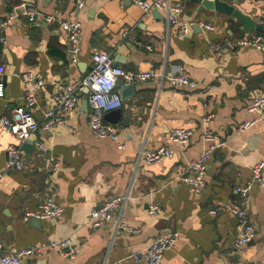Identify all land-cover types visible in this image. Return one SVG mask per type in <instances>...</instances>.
I'll list each match as a JSON object with an SVG mask.
<instances>
[{
	"label": "crops",
	"instance_id": "obj_1",
	"mask_svg": "<svg viewBox=\"0 0 264 264\" xmlns=\"http://www.w3.org/2000/svg\"><path fill=\"white\" fill-rule=\"evenodd\" d=\"M173 1L183 8L181 22L190 25L183 39L177 25H168L160 12L161 17L153 12L145 14L136 0H89L81 10L76 0H0L1 20L21 4L39 14L31 22L21 9L3 32L0 118L10 116L23 104L25 81L33 73L45 80L39 95L41 110L35 114L42 123L44 110L53 107L54 93L65 85L76 87L91 71L92 55L100 51L110 53L115 65L126 71L168 73L180 66L198 83L194 90L172 88L157 79L134 84V92L122 108L103 114L104 121L117 128L124 149L91 133L90 109L83 107L84 92L70 127L60 125L51 132L40 129L33 135V140L44 141L49 150L44 153L37 147L39 152H32L29 158L24 152L23 171L4 174L8 146L17 141L0 131L1 253L40 246L44 247L40 254L24 257L21 264H104L142 251L165 232L177 231L179 239L161 264H264V186L255 184L248 194L247 208L257 234L240 250L234 248L237 220L225 210L226 204L239 202L237 187L251 180L253 166L264 162V119L242 127L255 118L247 111L250 100L264 94V51L236 44L248 33L235 17L202 8L193 0ZM221 1L264 24V0ZM48 15L56 20L46 22ZM66 18H78L82 23L76 65L68 60L67 34L59 25ZM201 23L213 24L215 32H206ZM249 35H264V31ZM209 39L223 46L220 53L211 49ZM117 54L124 57L123 63L118 62L121 58H116ZM176 128L193 130L189 145L170 141L169 135ZM206 128L221 146L207 164L203 192L195 194L179 177L205 149L202 134ZM160 146L171 147L174 157L137 167L142 148ZM56 160L61 167L47 173L48 163ZM128 192L131 199L121 213L122 221L138 233L116 231L113 222L98 229L88 226L93 209ZM49 195L64 207V216L41 219L39 224L26 221L25 214L38 211ZM154 204L159 212L152 216L149 209ZM212 209L218 213L212 215ZM65 239L78 248L73 260L48 248L50 242ZM127 264L144 263L129 260Z\"/></svg>",
	"mask_w": 264,
	"mask_h": 264
},
{
	"label": "built area",
	"instance_id": "obj_2",
	"mask_svg": "<svg viewBox=\"0 0 264 264\" xmlns=\"http://www.w3.org/2000/svg\"><path fill=\"white\" fill-rule=\"evenodd\" d=\"M89 0H76L78 10L83 9ZM215 1V0H210ZM137 5L145 14H150L153 11L162 13L168 25H177L179 27V37L185 38L190 30L188 23H183L180 20V15L183 12L181 4L173 0H136ZM25 10V4L14 9L13 13L6 19H0V40L5 43L6 37L3 35L4 30L15 20L20 10ZM24 14L29 17L31 22L38 17V12L35 10H25ZM48 23L54 22L56 19L53 15L44 17ZM61 29L67 34V57L71 64L79 63L81 52V35L82 23L78 18L62 19L59 21ZM201 28L208 33L215 32L216 28L210 23H201ZM128 36V33H124ZM211 49L220 53L223 46L209 39ZM240 47H249L264 51V35L251 36L249 34L242 36L236 43ZM91 71L78 83L76 87L65 85L57 90L53 95V107L45 109L43 122L37 121L35 114L41 110L39 95L45 87V80L36 78L33 73L27 75L24 86V102L16 107L10 116H2L0 118V131L9 133L17 141L16 144L8 146V160L4 168V174L12 170L23 171L25 169L24 151L21 145L28 140H33V135L40 129L52 131L60 125L70 127V124L77 117L80 105V95L85 89L88 92L85 94L90 109L88 127L93 135L101 139H111L118 144L119 149H124L125 144L120 140L118 130L112 124L104 121L103 114L117 110L123 107L124 102L118 90V81L123 80L128 84H140L150 80H160L161 84L166 81L172 88H189L194 90L198 87V83L191 79L180 66L174 67L170 72L165 71H126L123 67L115 65L113 57L107 51L96 52L92 55ZM5 69L0 66V75ZM4 96V84L0 81V98ZM247 111L254 114L255 118L245 122L242 127L244 129L251 127L258 121L264 119V94L254 96L248 106ZM210 117L204 119L208 121ZM194 132L188 128H176L170 135L171 142L187 146L191 143ZM202 141L205 144V149L200 155L190 161L179 177V181L187 185L195 194H201L206 186L207 164L212 157L213 152L221 146L218 143L215 135L208 128L204 129ZM35 145L44 153L48 152V145L41 140H34ZM174 157V150L169 146H160L155 149L142 148L137 158V167L150 166L162 163L166 159ZM61 167V162L56 160L49 162L47 165V173H53ZM264 162H259L252 168V177L245 185L237 187V192L240 194L238 203H228L225 205V210L237 220V232L234 242V248L240 250L242 247L254 240L257 229L250 220L249 211L247 208V197L253 185L258 184L264 186ZM3 173H0V187L2 185ZM131 199L130 193L108 198L99 208H95L88 216L87 224L92 229L101 228L108 223L113 222L116 231L128 233H138L139 230L133 229L122 221V211L127 202ZM159 206L154 204L150 206L149 214L157 215ZM65 209L55 199L49 195L45 197L35 213H26L25 220L30 217L39 219H61L64 216ZM212 215H216L218 211L212 209ZM116 215H119L115 218ZM179 239V232L169 231L161 234L153 239L142 251L134 252L124 259L108 262L104 264H127L129 260L144 264H161L165 253L172 249ZM44 247L33 246L21 249L12 254L1 253L0 244V264H21L24 257L36 256L42 252ZM48 248L57 251L62 257L67 259H75L78 254V248L70 239L62 241H52L48 244Z\"/></svg>",
	"mask_w": 264,
	"mask_h": 264
},
{
	"label": "water",
	"instance_id": "obj_3",
	"mask_svg": "<svg viewBox=\"0 0 264 264\" xmlns=\"http://www.w3.org/2000/svg\"><path fill=\"white\" fill-rule=\"evenodd\" d=\"M25 2H29V0H24ZM197 3L201 4L202 8H206L208 10H212V11H218L227 15H231L233 17H235L237 20H239L243 25V29L249 34L252 33L253 31H264V24H259L256 21H254L250 16L245 15L244 13H242L240 10L236 9L234 6L229 5L228 3H225L221 0H215V1H210V0H193ZM153 14L161 17L160 13L158 11H153ZM198 26V24L194 25V27ZM116 58H121V60H119V63H123L124 62V57H122L121 55H115ZM118 88L119 93L121 94L122 100L124 102V100H126L128 97H130L133 92H134V84H126L123 80H119L118 81ZM88 90L85 89L84 93H87ZM83 107L86 108V111L88 110V101L87 99L84 100L83 102ZM44 132H51V131H45L42 130ZM21 149L25 152V155L27 156V158H29V156L31 155L32 152L36 151L39 152V149L37 148V146L34 143V140H28L26 143H23L21 145ZM29 222H33L35 224H39L41 219L36 218V217H30L28 219Z\"/></svg>",
	"mask_w": 264,
	"mask_h": 264
}]
</instances>
